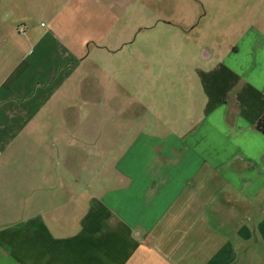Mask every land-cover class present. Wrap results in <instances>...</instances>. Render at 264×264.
Segmentation results:
<instances>
[{
  "label": "crops",
  "instance_id": "1",
  "mask_svg": "<svg viewBox=\"0 0 264 264\" xmlns=\"http://www.w3.org/2000/svg\"><path fill=\"white\" fill-rule=\"evenodd\" d=\"M86 6L0 0V264H264V30L206 50L165 127L137 107L128 144L61 160L39 120Z\"/></svg>",
  "mask_w": 264,
  "mask_h": 264
},
{
  "label": "rangeland",
  "instance_id": "2",
  "mask_svg": "<svg viewBox=\"0 0 264 264\" xmlns=\"http://www.w3.org/2000/svg\"><path fill=\"white\" fill-rule=\"evenodd\" d=\"M81 9L62 17L69 38L58 34L79 58L39 120L46 130L37 141L58 146L61 160H94L102 145L128 144L137 107L165 127L164 109L179 113L183 84L197 79L206 50H226L249 24L264 30V0H87Z\"/></svg>",
  "mask_w": 264,
  "mask_h": 264
},
{
  "label": "trees",
  "instance_id": "3",
  "mask_svg": "<svg viewBox=\"0 0 264 264\" xmlns=\"http://www.w3.org/2000/svg\"><path fill=\"white\" fill-rule=\"evenodd\" d=\"M257 128L264 134V117L259 121Z\"/></svg>",
  "mask_w": 264,
  "mask_h": 264
},
{
  "label": "built area",
  "instance_id": "4",
  "mask_svg": "<svg viewBox=\"0 0 264 264\" xmlns=\"http://www.w3.org/2000/svg\"><path fill=\"white\" fill-rule=\"evenodd\" d=\"M18 32H19V33H24V28H23V27H19V28H18Z\"/></svg>",
  "mask_w": 264,
  "mask_h": 264
}]
</instances>
